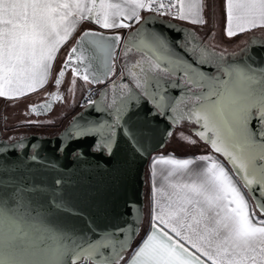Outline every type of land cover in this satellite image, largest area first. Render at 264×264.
<instances>
[{"label":"snow or ice","instance_id":"obj_1","mask_svg":"<svg viewBox=\"0 0 264 264\" xmlns=\"http://www.w3.org/2000/svg\"><path fill=\"white\" fill-rule=\"evenodd\" d=\"M128 9H131L130 14ZM143 9L194 25H205L208 22L205 16L214 15L215 9L226 19L224 31L228 37L258 25L264 26V0H125L124 5L99 0L98 6L96 0H0V97L16 98L42 88L48 82L60 46L68 40L79 21L95 23L102 29L129 28L131 23L125 21L135 20L141 24L139 10ZM69 17L75 19L68 23ZM120 41L119 34L104 35L85 30L69 49L55 85L61 84V78L69 69L73 83L77 76L86 83L102 82L112 72L109 61ZM127 43L151 58L138 62L146 79L143 84L137 79L136 86L160 110V115H167V88L179 85L153 77L151 73L155 70L164 71L167 67L177 75L183 71L190 83L206 89L193 94L199 103L189 120L194 117V122L200 126L194 135L214 153L223 156L230 170L211 154L199 155L196 159L207 163L195 169H189L192 159H154L153 166L162 163L178 171L188 169L195 178L191 183L172 186L177 191L175 200L169 205L170 211L165 212L163 208L157 211L158 203L154 201L150 231L130 260L123 252L128 240L135 235L132 225L100 231L90 227L84 232L62 226L50 229L42 227V221L32 223L17 215L0 199V264H67L69 255L71 264H77L81 256L85 257L86 264L87 261L93 264H208V261L211 264H264V67L245 66V72L243 68L221 63L218 72L222 75L193 78L194 65L208 60L189 62L172 57L175 51H188L187 37L172 40L163 32L139 27ZM98 54L104 57L103 75L92 74ZM213 58L223 61V56L213 54ZM150 82H154L155 88L145 86ZM52 95L60 99L56 93ZM139 99L140 94L129 89L126 98L118 104L114 102L115 106H108L111 111L95 109L104 114L103 120L79 123L81 118H75L69 140L96 137L94 150L106 148L111 157L122 134L134 153L144 154L140 134L133 130L127 118L131 110L129 102ZM97 103L89 101V107ZM50 109L51 103L46 102L32 106L30 112L41 115L42 110ZM253 119L257 121L255 130L250 129ZM172 122L176 123L174 117ZM183 138L187 143H195L191 137ZM17 146L22 148L23 142L19 145L0 143V189L11 186L12 191L20 193L42 191L35 184L20 187L24 178L17 173H22L19 167L22 162L8 159L10 150ZM64 149L65 146L60 145L58 150ZM76 155L83 154L77 150ZM27 159L40 160L35 154ZM42 166L50 168L53 165L43 161ZM55 183L61 185L63 182L57 179ZM244 190L252 197V207ZM156 191L153 188L154 196ZM53 206L68 209L67 203L62 198L57 200L55 195Z\"/></svg>","mask_w":264,"mask_h":264},{"label":"water","instance_id":"obj_2","mask_svg":"<svg viewBox=\"0 0 264 264\" xmlns=\"http://www.w3.org/2000/svg\"><path fill=\"white\" fill-rule=\"evenodd\" d=\"M139 27L163 32L172 40H184L187 37L186 47L188 51L186 53L175 51L172 53V57H179L181 61L186 60L189 62L207 59V63L194 65L191 72L193 78L205 79L209 76L222 75L218 72L221 63L225 66L243 68L245 72L247 71L245 66L264 67V42L258 36L249 38L245 47L247 51L241 56L221 62L213 58V54H215V57L221 55H217L214 50L196 39L193 30L174 20H165L152 13L147 14L141 20V24H137L124 38H121L123 50L128 48L142 53L147 60L151 58L144 51L133 44L127 43L130 35ZM189 32L192 33V36H187ZM193 39L195 43L192 42ZM136 42H139V38ZM98 56L101 59L100 54ZM185 67H187V64H185ZM151 75L162 81H175L179 86H169L166 90L165 104L169 105L167 115L159 114L160 110L155 108L143 96L142 89L136 86L137 83L129 86V89L133 92L140 94L139 101L132 100L129 102L131 110L128 112L127 118L133 130L140 134L139 138L145 147L144 154L134 153L122 134L118 137V143L111 157L107 155L106 148L103 151L94 150L96 137L69 140V130L72 128L75 118H81L79 123L103 120L105 118L104 114L97 113L96 108L111 111L109 105H114V102L118 104L122 98L129 95L128 89L122 93L119 99L112 100L109 97L107 101V89L102 88L93 100L98 103L93 107H89V103H87L58 135L53 137L29 135L14 142L0 141V143L8 145H19L21 141L23 142L22 148L17 146L10 150L8 159L13 162L17 160L22 162L19 164L22 173H17L18 176L22 175L24 178V182L20 184V187H23L24 184L29 186L35 184L43 189L34 193H29L27 190L20 193L12 191L11 186H9V188L0 189V199L6 201L16 211L17 215L32 223L39 224L42 221V227L50 229L62 226L68 230L84 232L90 227L100 231L113 229L121 225H132L135 228V235L128 240L126 250L129 249L139 232L143 217L144 170L148 158L163 147L169 138V133H172L174 127L178 126L181 121L193 122L196 125L195 128L191 129L192 133L200 128L194 122V117L192 121L189 120V115L195 105L199 103L193 94L206 90L199 85L190 83L188 75L183 71L177 75L165 67L164 71L157 69ZM139 79L143 84L146 77L144 75L143 78ZM145 86L155 88L154 82H150ZM157 99H159V96H157ZM184 105L189 107L187 111L182 110ZM153 112L156 115H152ZM254 114L258 115V112L254 110ZM173 117L176 119V123L172 122ZM256 128L257 121L253 119L250 122V129L255 130ZM196 138L201 141L199 137L196 136ZM201 142L212 151L209 145L203 141ZM33 144L36 145L35 148L32 147ZM60 145L65 146L62 152L58 150ZM30 150H33V152L30 153ZM77 150L83 155L77 156ZM34 154L40 158L39 161L33 162L27 159V157ZM219 156L224 160L223 156ZM43 161H50L53 166L50 168L43 167ZM224 162L227 164L225 160ZM227 166L230 169L228 164ZM57 179L62 180L63 183L57 185L55 183ZM53 195L57 200L62 198L67 203L68 209H58L53 206ZM248 197L252 202L250 194H248ZM120 239L123 240L124 236L121 235ZM66 260L67 264H71V255ZM77 263L86 264L85 257L81 256ZM88 263L93 262L87 261Z\"/></svg>","mask_w":264,"mask_h":264},{"label":"crops","instance_id":"obj_3","mask_svg":"<svg viewBox=\"0 0 264 264\" xmlns=\"http://www.w3.org/2000/svg\"><path fill=\"white\" fill-rule=\"evenodd\" d=\"M56 2H73V0H56ZM96 2H97V6H98L99 0H96ZM105 2L106 3H112V4L124 5L125 0H105ZM128 12L130 14L131 9H128ZM147 14H149V13H147L145 9L139 10V15L141 16V20ZM74 19H75L74 17H69L68 23H71ZM205 19L208 21L205 25H198V24L194 25V24H191L187 21H181L179 19H174V21H176L177 23H179L183 26H186L189 29L193 30L195 32L196 39H198L200 42L204 43L210 49H217L215 47H212L208 43V39L210 38V36L212 34V29H213L215 19H220L221 30L223 32V35L225 37H228L224 31L225 25H226V19H225L222 12L217 11L215 9H214V15H212L211 17L206 15ZM125 22L131 23L132 26L129 28L102 29L99 27V25H97L95 23H91V22L86 21V20L85 21H79L76 24L75 30L70 32L68 40L65 41V43L60 46L58 54L56 56V59L53 62V69L49 73L48 82L42 88H38L36 91L28 92V93H26L22 96L16 97V98L24 97L27 95H33V94L37 95L38 94L36 100L30 106H33V105L40 103V102L47 100V99H52L53 95L51 94V92H52L51 88L53 86H56L55 85V78H56V76L59 72V69H60L59 59L62 57L63 53H68L69 49L72 48L76 44V40L79 39L80 35L85 30H94V31L102 32L104 35L119 34L120 36H125L128 32H130L137 25L135 20L125 21ZM251 29L252 30L257 29L256 31H264V26L258 25L256 28H251ZM251 29H247L244 32H239L234 36L242 35V34H248L249 31H251ZM253 36L261 37V34L259 32L257 34H254ZM225 37L222 36V40L225 39ZM112 58L110 60V65H111L112 70H113L114 65H113ZM111 73H109L106 77H104L103 81L109 75H111ZM52 81H53V83H52ZM98 83L99 82L90 83V85L95 86ZM84 99H85V97H84ZM53 102H54V100H53ZM184 142H185V140H184ZM186 144H193V143H187L186 142ZM201 155H203V154H201ZM198 156L199 155L188 154V153H173V152L158 151L156 153V155L152 158V160L148 166L149 188H150V193H151V217L153 214L154 201H156L158 203V207L156 208L157 211H160L161 208H163L165 210V212L170 211L171 209L169 208V205H170V203H172V201L175 200V198H176L175 193L177 191L172 186L177 185V184H183V183H191L192 180L195 178L194 176H192V174L189 172L188 169L178 171V170H175L171 165L162 164V163H157L155 166H153V160L158 159L160 157H164V158L171 157V158H175V159H192L193 164L189 166V169H195V168H200V167L206 166L207 162L199 161L196 159ZM214 158L217 159L216 157H214ZM169 173H171V175H169ZM153 188H155L157 190L155 193V196L153 193ZM249 205H250V203H249ZM250 207H251V205H250ZM150 223H151V219L148 220L146 223V227L148 228V233L150 231ZM147 234H146V236H147ZM146 236H145V238H146ZM133 255H134V253H133ZM131 257H130V259H131ZM208 264H211V262L208 261Z\"/></svg>","mask_w":264,"mask_h":264},{"label":"rangeland","instance_id":"obj_4","mask_svg":"<svg viewBox=\"0 0 264 264\" xmlns=\"http://www.w3.org/2000/svg\"><path fill=\"white\" fill-rule=\"evenodd\" d=\"M220 23V19H215L212 34L208 39V43L215 48H227L229 50H233L242 45H245L247 43V40L254 34L260 32L261 36H264V31H256L257 29H251L248 34L225 37L221 30ZM222 36L225 37V39L222 40ZM66 56L67 53H63L62 57L59 59L60 67ZM98 85L91 86L90 83H86L81 76H77L75 78V82L73 83L72 72L70 69L67 70L65 75L61 78V84L59 86L52 85L53 87L51 88V94L56 93L57 95H59L60 99H55L51 106V109L41 115H36L35 113H31L29 111V107H32L30 105L33 104V102L36 100L38 94L11 99L7 97H0V105L2 106L0 114L3 116V125L12 126L15 128L19 127V125L24 126L27 124H31L32 126H45L49 122L56 121L57 118L61 115L71 114L76 111L78 109V105L84 101V97L92 95L93 91L98 90ZM29 121H31V123H29ZM37 128L39 130H44L45 128L53 127H30L29 130ZM18 129L27 130L26 128ZM185 136L191 137V139L194 140L195 143L186 144L183 138ZM158 151L188 153L195 155L211 154L215 157L210 149L204 143L199 141L194 133H192L189 129H175L171 133V135H169V138L165 142L163 147H161Z\"/></svg>","mask_w":264,"mask_h":264},{"label":"flooded vegetation","instance_id":"obj_5","mask_svg":"<svg viewBox=\"0 0 264 264\" xmlns=\"http://www.w3.org/2000/svg\"><path fill=\"white\" fill-rule=\"evenodd\" d=\"M165 20H169V19H165ZM122 37L124 38V36H121V38ZM259 38H261V40L264 42V36H261ZM248 41L249 39L247 40V43ZM247 43L233 50H229L227 48L226 49L217 48V49H212V50H214L217 55L219 54L223 56V60H226L229 58H236V57L241 56L245 52V47ZM112 56H113L112 58L113 65H114L112 73L104 81L99 82L98 83L99 85L96 84L99 86L98 90L93 91L90 101H93L97 97L99 91L102 88L107 89V95H106L107 101L109 97H111L112 100L119 99L122 93L129 89V86L131 84H136L137 79L143 78L145 75L144 72L141 71L140 63H138V62L142 63L147 60L142 53H139L137 51H134L128 48H125L123 50V45H122V42L120 41L119 44L116 46V49ZM113 85H115V87H113ZM47 100L53 101L55 99L54 97H52V99H47ZM87 103L89 102H86L84 99V101L78 105V109L76 111H74L71 114L61 115L57 118L56 121L49 122L45 126H37V125L32 126L31 124H27L24 126L19 125V127H16V128L12 126H5L3 125V122H2L3 116L0 114V141L4 140L7 142H14L16 140L22 139L29 135H38L40 137L56 136L69 124L72 118L75 115H77L82 110L83 107H85ZM188 108H189L188 106L184 105L182 110L187 111ZM1 109H2V106L0 105V111ZM29 111H30V107H29ZM30 127H53V128H45L44 130L42 129L39 130L37 128V129L29 130ZM195 127L196 125L193 122L181 121L178 126L174 127L173 131L177 128L178 129H189L191 131V129ZM18 128L20 129L26 128L27 130H19ZM29 152L32 153L33 150H30Z\"/></svg>","mask_w":264,"mask_h":264},{"label":"trees","instance_id":"obj_6","mask_svg":"<svg viewBox=\"0 0 264 264\" xmlns=\"http://www.w3.org/2000/svg\"><path fill=\"white\" fill-rule=\"evenodd\" d=\"M157 152H154L153 154L150 155V157L148 158V161L146 163V166H145V170H144L145 183H144V187H143V189H144V192H143V199H144L143 217H142V220L140 222V228H139L138 234L135 236V238H134L131 246L129 247V249H127L123 252V256L128 260L133 255L134 250L138 247V245L141 243V241L145 238L146 234L148 233V228L146 227V223L148 220L151 219V193H150V188H149L148 166H149V163L151 162L152 158L156 155ZM213 154L215 155V157L220 162L225 164L226 168H229L227 166V164L224 162V160L218 154H215V153H213ZM245 195H246V199L249 201L250 205L253 206L250 198L248 197V194L246 193V191H245ZM77 264H81V263H77ZM88 264H93V263H88Z\"/></svg>","mask_w":264,"mask_h":264},{"label":"built area","instance_id":"obj_7","mask_svg":"<svg viewBox=\"0 0 264 264\" xmlns=\"http://www.w3.org/2000/svg\"><path fill=\"white\" fill-rule=\"evenodd\" d=\"M165 2H166V0H165ZM146 10V9H145ZM146 12L147 13H152V14H154L155 16H157V17H161V18H165V19H169V20H174L171 16H168V15H165V16H159L157 13H155V12H152V11H148V10H146ZM91 100V95H88V96H86L85 97V101L86 102H89ZM51 103V106H52V104H53V101L52 100H46V101H44V102H40V103H37V104H35V105H33V106H38V105H40V104H43V103ZM48 110H42V114H44V113H46Z\"/></svg>","mask_w":264,"mask_h":264},{"label":"bare ground","instance_id":"obj_8","mask_svg":"<svg viewBox=\"0 0 264 264\" xmlns=\"http://www.w3.org/2000/svg\"><path fill=\"white\" fill-rule=\"evenodd\" d=\"M100 57H101V59H98L95 62V71L92 73L93 75H103V73L105 71L104 64H103V59H104L103 54H100ZM109 63H110V61H109Z\"/></svg>","mask_w":264,"mask_h":264}]
</instances>
